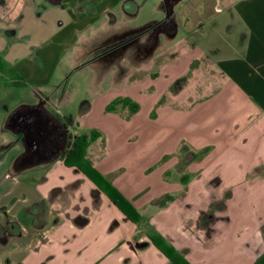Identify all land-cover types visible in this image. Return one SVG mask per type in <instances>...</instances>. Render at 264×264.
I'll list each match as a JSON object with an SVG mask.
<instances>
[{"label":"crops","instance_id":"obj_1","mask_svg":"<svg viewBox=\"0 0 264 264\" xmlns=\"http://www.w3.org/2000/svg\"><path fill=\"white\" fill-rule=\"evenodd\" d=\"M150 2L0 0L1 84L41 106L0 113V264H169L158 238L190 264H253L264 253V0ZM163 19L175 31L152 58L162 57L157 68L101 86L82 132L53 111L46 92L59 89L81 42L104 26L125 34ZM81 135L93 136L86 160L131 201L137 222L65 165ZM181 144L204 154L178 170ZM129 161L142 163L132 175Z\"/></svg>","mask_w":264,"mask_h":264},{"label":"rangeland","instance_id":"obj_2","mask_svg":"<svg viewBox=\"0 0 264 264\" xmlns=\"http://www.w3.org/2000/svg\"><path fill=\"white\" fill-rule=\"evenodd\" d=\"M152 1L150 2L151 4L155 0ZM139 20H141V17L140 19L133 20V22H140ZM102 28L95 35L81 42L77 47L78 49L75 52L73 51L74 58L72 57L70 60L71 63H69L68 68L66 67L67 75L56 85L59 89L50 87L49 91L46 92L51 97L50 107H52L53 111L61 116H66L65 119H62L65 123L69 120V117L77 120L83 117V111L88 107V100L95 92L100 91L101 86H107L110 84V81L114 86H120V79L123 77L132 80L138 71L145 73L155 70L157 64L162 60V57L159 61L156 59L154 65H151L152 58L165 50L167 43L171 40L173 32L175 31L170 23L164 19L159 23H152L125 34H121L122 27L119 28V26L112 25ZM4 76L0 77L1 114H4L12 104L16 105L17 109L20 108L21 104H30L35 107L38 106V109H41L38 100L32 97L28 90L14 86L11 88L7 87V84H1ZM132 83V81L127 82L128 85ZM183 86L184 82L181 79L173 85V88L178 92V90H182ZM161 101H165V99H161ZM177 103H183V98L177 99ZM117 104L118 100L115 99L105 107V110L110 111L116 109ZM126 105L130 116L131 112L136 109L135 102L128 99ZM39 111L40 118H42V111ZM19 112L21 111L19 110ZM149 116L152 118L154 113L151 112ZM81 123L82 121L78 129L79 132L83 130ZM178 148L177 154L181 156V159L178 160L176 167L180 170L183 169L190 159H196L198 153L191 151L185 144L179 145ZM6 151L7 149L0 147V170L4 162L2 160L8 157L4 155ZM125 164H127L128 173H131V175L138 171L139 166L142 165V163L135 161H129ZM150 170L148 169L147 171ZM138 179L137 181L140 184L145 182L142 177ZM166 198L167 196H164L157 203H164ZM99 240L100 237L98 236L97 241ZM95 252L99 254L96 260L104 258V254L100 255L98 245Z\"/></svg>","mask_w":264,"mask_h":264},{"label":"trees","instance_id":"obj_3","mask_svg":"<svg viewBox=\"0 0 264 264\" xmlns=\"http://www.w3.org/2000/svg\"><path fill=\"white\" fill-rule=\"evenodd\" d=\"M5 67L0 58V72ZM86 135L75 137L69 149L64 152V163L66 166H74L79 169L89 180H91L130 221L137 222L140 218L139 213L133 204L127 199L102 173H100L85 158V149L88 139L92 138ZM198 156L204 154V151L197 152ZM201 224V223H200ZM202 226V224H201ZM153 244L166 257L169 264H190L182 252L177 251L172 246L166 244L162 238L153 239ZM264 264V253L253 263Z\"/></svg>","mask_w":264,"mask_h":264},{"label":"flooded vegetation","instance_id":"obj_4","mask_svg":"<svg viewBox=\"0 0 264 264\" xmlns=\"http://www.w3.org/2000/svg\"><path fill=\"white\" fill-rule=\"evenodd\" d=\"M41 121L42 122H45V123H49V119L46 117V116H43L42 118H41Z\"/></svg>","mask_w":264,"mask_h":264},{"label":"water","instance_id":"obj_5","mask_svg":"<svg viewBox=\"0 0 264 264\" xmlns=\"http://www.w3.org/2000/svg\"><path fill=\"white\" fill-rule=\"evenodd\" d=\"M170 11L167 12V14H169Z\"/></svg>","mask_w":264,"mask_h":264}]
</instances>
